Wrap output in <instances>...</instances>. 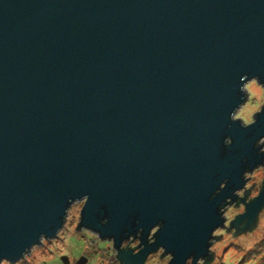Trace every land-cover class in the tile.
<instances>
[{
    "label": "water",
    "instance_id": "water-1",
    "mask_svg": "<svg viewBox=\"0 0 264 264\" xmlns=\"http://www.w3.org/2000/svg\"><path fill=\"white\" fill-rule=\"evenodd\" d=\"M253 76L264 84V0H0V258L56 239L87 195L78 229L116 248L143 229L127 264L157 245L172 264L211 261L218 204L264 160V111L247 128L229 120ZM261 206L264 192L228 232Z\"/></svg>",
    "mask_w": 264,
    "mask_h": 264
},
{
    "label": "clouds",
    "instance_id": "clouds-1",
    "mask_svg": "<svg viewBox=\"0 0 264 264\" xmlns=\"http://www.w3.org/2000/svg\"><path fill=\"white\" fill-rule=\"evenodd\" d=\"M258 89V95L253 94L252 89ZM239 91L243 94L245 103L238 105L229 113V120L232 123L239 122L240 127L247 128L256 123V115L264 111V84H261L257 77L253 76L249 79H244L240 83ZM258 101V103H257ZM255 103V107H248L249 104ZM225 146H231V137H225L223 141ZM257 154L264 156V136H261L256 140L254 144ZM264 177V160L252 169H245L241 173L242 187L236 188L232 192V197L225 198L217 206L219 219L222 223L213 227L206 239L205 243L206 253H216L215 244L218 237L227 236L230 240L235 239V242L241 243L242 246L252 247L255 244H259L261 240H264V229L259 231V234L255 238L249 241L246 245L244 242L246 237L234 238L231 233L228 232V228L232 226L233 221H236L239 217H244L247 212V205L251 204L261 193L264 192V180L257 181V174ZM228 184V179L225 178L218 186V188L212 193L210 199L215 198L221 190H223ZM88 196L84 195L81 198L73 199L68 208L65 211V217L67 210L72 206H78L79 208V223L82 219V210L87 204ZM227 209V213L225 210ZM264 213V206H261L258 213ZM65 221V218H64ZM64 223V222H63ZM107 223V219L100 221L101 225ZM162 223L157 222L148 229L145 242L147 245L156 243V235L162 228ZM62 231V226L56 231L57 236ZM83 233L88 236V244L85 250V258L87 264H127V261L120 258V253H130L129 260L139 255L144 249L145 243L141 241V235L143 229H138L134 235H128L126 239H122L119 248L115 247L114 236H101L99 231L92 230L87 227L82 228ZM99 241L107 242V247L99 251L96 249V243ZM63 245L59 240H54L53 237H49L44 233H41L36 242L32 243L29 247L25 248L19 258L10 260L6 257L0 258V264H43L38 256H43L46 252L60 251ZM67 254V253H65ZM264 255V252H261ZM205 255H198L193 252L188 255L183 264H204ZM147 258V259H146ZM175 257L172 252L167 251L163 245H157L154 251L149 252L141 261V264H172ZM215 264H219L217 259Z\"/></svg>",
    "mask_w": 264,
    "mask_h": 264
},
{
    "label": "rangeland",
    "instance_id": "rangeland-1",
    "mask_svg": "<svg viewBox=\"0 0 264 264\" xmlns=\"http://www.w3.org/2000/svg\"><path fill=\"white\" fill-rule=\"evenodd\" d=\"M252 92L255 95L259 94L258 89L256 88H253ZM255 106V103L248 105V107ZM256 179L257 181H261L264 180V177L258 173ZM225 213H227V209L225 210ZM78 220L79 208L74 205L68 209L62 231L58 234V237L54 239L60 241L63 245L62 249L58 252H46L43 256H38V258L43 261V264H62V257L67 258L68 264H73L74 258H79L81 255L85 254L88 244V236L83 232L77 233L75 230ZM261 229H264V213L258 215L255 228L252 231L240 233L234 236V238L246 237L247 240L244 242L246 245L259 234ZM234 231V228H231L229 233L232 235ZM95 243L96 249L99 251H102L107 247L104 242L99 241ZM215 247L216 253H212L214 255V261L211 264H215L217 259L219 260V264H264V255H261V252H264V240H261L259 244H255L252 247H246L242 246L241 243L235 242V239L230 240L225 236L217 240Z\"/></svg>",
    "mask_w": 264,
    "mask_h": 264
},
{
    "label": "flooded vegetation",
    "instance_id": "flooded-vegetation-1",
    "mask_svg": "<svg viewBox=\"0 0 264 264\" xmlns=\"http://www.w3.org/2000/svg\"><path fill=\"white\" fill-rule=\"evenodd\" d=\"M78 222H79V220H78ZM77 225H78V223H77ZM77 225H76V227H75L77 233H81V232H83L81 229H78ZM243 226H244V224H241V225L238 226V228L236 229L238 233H240V231L242 230ZM254 228H255V225H254V226H251V227H248V228H246V229H244V230H246L245 232L247 233V232L252 231ZM245 232H242V233H245ZM101 242H104V243H106V245H107V242H105V241H101ZM123 253H124V252H123ZM212 255H213V254H212ZM146 259H147V258H146ZM212 260L214 261V255H213ZM86 263H87V260H86V258H85V254L81 255L79 258H74V259H73V264H86ZM71 264H72V263H71ZM204 264H207V262L205 261Z\"/></svg>",
    "mask_w": 264,
    "mask_h": 264
},
{
    "label": "trees",
    "instance_id": "trees-1",
    "mask_svg": "<svg viewBox=\"0 0 264 264\" xmlns=\"http://www.w3.org/2000/svg\"><path fill=\"white\" fill-rule=\"evenodd\" d=\"M250 252H252V251H250ZM212 258H213V256H212ZM212 262H213V260L211 259V261L207 262V264H211Z\"/></svg>",
    "mask_w": 264,
    "mask_h": 264
}]
</instances>
